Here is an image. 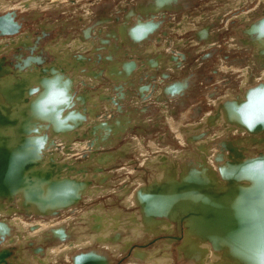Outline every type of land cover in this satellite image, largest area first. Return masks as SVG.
<instances>
[{"label": "water", "instance_id": "water-1", "mask_svg": "<svg viewBox=\"0 0 264 264\" xmlns=\"http://www.w3.org/2000/svg\"><path fill=\"white\" fill-rule=\"evenodd\" d=\"M168 1L151 0V3L157 11L163 9L162 6ZM16 16L14 11L0 14V38L21 34V25L16 21ZM145 25L143 23L134 29L136 41L147 42L146 36L154 28L156 30L160 23ZM257 32L264 35V25H260ZM25 33H28L27 43L0 46V246L12 232L7 216L18 215L29 220L46 221L69 215L87 195L92 194L93 180L97 181L98 174L104 168L114 167L113 164L106 166L115 158L113 153L107 152L96 160L99 166L93 171L98 174L89 175L88 162L79 164L80 168L77 169L74 160L67 161L62 157L73 153V143L87 142L97 152L100 147L113 146L126 131V127L118 122L114 126L109 125L107 111L100 114V106L90 97L91 93L82 95L77 92L78 79L74 77V69L67 70L73 73L69 77L66 74L68 65L46 64L45 57L52 54L51 43L43 46L42 40L45 38L33 32V41L32 33ZM80 60H76L77 63L83 62L81 57ZM122 66L123 73L119 70L121 64L113 62L106 74L125 77L129 84L131 81L128 78L135 63ZM53 72L64 77L75 99L74 110L64 117L62 130L34 119L31 98L27 96L31 85L38 84ZM161 77L168 78L167 75ZM149 80V84L140 87L139 96L143 99V90L154 91L157 87L154 76H150ZM3 81L5 84L9 81L6 84L8 87H2ZM184 82H173L163 91L181 102L180 98L184 96L182 91L187 87ZM106 99L101 97L102 101ZM86 101H89L90 107H85ZM224 113L235 128L264 139V125H258L254 131L249 130L252 125L264 120V84L259 83L244 96L240 104L226 109ZM240 119L247 122L249 127L239 123ZM30 134L36 138H31ZM59 142L63 145L62 154L55 150L59 148ZM217 148L219 151L212 159L216 164L215 172L200 164L203 170H209L211 177H201L202 172L197 170L182 172L179 178L172 173V179L154 187L156 196L142 193V188H139L135 192L134 203L140 207L145 225L153 220V224H181L180 237L174 240L180 241L177 251L185 259L190 260L197 255L200 261H196V264H203L206 260L211 264H257L264 261V147L256 154L235 151L228 155H224L227 150L224 145ZM89 157L92 158V153ZM201 158L204 160L205 155ZM187 198L197 202L184 203ZM7 203L15 206L8 214L5 211ZM29 229L34 230L35 227L30 226ZM152 233L154 238L167 234L162 231ZM50 236L62 241L66 238L60 228H52ZM7 241L14 242L13 238ZM165 241L170 244L173 240ZM35 252H39V248ZM15 253L17 251L11 248L0 247V264H20ZM72 261L74 264H100L99 257L93 253L74 256ZM102 264L106 262L102 261Z\"/></svg>", "mask_w": 264, "mask_h": 264}, {"label": "rangeland", "instance_id": "rangeland-1", "mask_svg": "<svg viewBox=\"0 0 264 264\" xmlns=\"http://www.w3.org/2000/svg\"><path fill=\"white\" fill-rule=\"evenodd\" d=\"M7 1L11 3L13 8L3 7V9H0V14H6L12 11L16 13L17 16L15 17V19L21 25V34L15 37H25V39L19 40V42L24 44L27 43L28 33H25L26 31L32 33V40L34 41L35 33L39 34L38 36H40V32H42L44 29L53 27L50 34L51 38H42L43 46L47 43H52L56 46V48H53L54 45L51 46L53 48V50L51 49L52 54L48 57H45L47 58V61L44 59L45 62H47L46 64H55L60 65L61 67H65L66 65H68V69H66V74L69 77L73 73L72 71L67 72V70L74 69L76 71H79L77 73L73 70L74 77L78 79V86L76 87V89H78L77 92H80L82 95L91 93L90 97L97 101L100 106V114L103 115L107 111L106 113L108 114L106 116V120L108 121L109 125L114 126L116 122H118L124 127H126V131L122 133L123 139L121 138V140L117 141L113 146L109 145L107 148L100 147V150L94 152L93 149L88 146L87 142L78 143V145L75 142L73 143V145L75 144V147L73 148V153L71 155H62L64 160H69L72 162L74 160L77 169L80 168L79 164H82L83 162H88L87 170L89 171L90 176L92 173L98 174L95 173L93 169L99 166V164L96 163V160L99 157L106 154L107 152L113 153V155H115V158L113 157L109 164L106 165L109 166L113 164L114 167L112 169H109V167L104 168V170L98 174L96 178L97 181L93 180L91 188L92 194L86 197L84 203L79 205V209L76 208L74 210L75 212L73 211V213L65 215L64 218L61 217L62 219L53 218L45 221L35 218L29 220L22 217L25 223L29 225L33 223L32 226L34 227V224L38 221L47 222L55 220V223L59 224L61 222L63 223L64 221H66L62 225L52 227L62 229L64 234L67 235L65 240L62 241L59 239L55 240L54 238H51L50 230L52 228H49L44 234V239H42L40 242L37 238H31L29 242H24V245H21L20 243L15 244V242H13L14 244L7 243V245H2L0 247L11 248L13 251L16 250L17 253L15 255L17 256V260L20 262V264H29L30 260L31 262L33 260L34 264H45L42 262V260L49 254L52 258H54V260H49L50 262H47V264H73L72 258L74 256L86 255L90 253H93L94 256L99 257L98 262L100 264H102V261L106 262V264H127L133 261V256L130 253V255L128 254L126 256L124 253H126L127 250L123 251V249L126 246L125 242L129 238H131L132 240H135L131 243L134 249H140L142 253L144 252L151 255L157 253V250H160L161 255L169 254L172 256L173 259L174 257H176V254L172 251L174 249V244H171V246H169L168 251L166 247H163L164 244H167V242L165 241V239L167 240L168 238L167 235V237L162 236V238L160 239V237H147L145 233L141 232L142 236L144 235L143 237L145 238L142 237L134 239L132 234H129L127 232V229L124 230L125 232L121 231V233L120 230L116 233H112L111 230H109L106 233H111L113 239L114 237H118V240L113 244V241L106 239L104 231L103 233H100L94 230V226L98 223L96 217L102 216L103 218L108 217L110 219L109 213H113L114 210H124L123 212H125L127 209H129L125 206L127 198H119V195H124L127 197L130 195L132 198L130 196L129 197L133 200V194L136 191L138 192L139 188H142V186L144 185L147 186V183L152 181L150 179L153 176L157 175V170L152 173L150 171L151 175L148 173L147 177L143 181L140 180L137 174L135 173L138 172L139 176L143 178L148 172L143 169L144 164L148 160L157 157V155H166L167 157H169L170 161L173 164L174 170H176V172L178 173V176L182 172H187L188 170H197L202 172V174L200 173L201 177H211L209 170H203L204 167H200V164H205L209 169H213L216 171V164L213 162L212 159L215 152L219 151V148H217L218 146H216L217 142L222 141L220 145L229 142L235 145L238 151L242 148L245 152L252 154H256L258 151H260L258 146L251 144L252 139L260 140L262 142V146L264 147V139L258 138L257 136L251 137V135L248 134L249 137H251V139H248V136L242 135L240 131L237 132V135H232L231 133H226V135L219 128H215L213 129V131H210L208 133H206V131L203 129L202 132H200V135L202 136L206 133L204 138L212 140L210 141L213 142L210 149L215 150L212 151L210 155L209 153L206 154L205 159L203 160L201 158L203 155H200L198 150L200 147H198L197 143H202V140L207 143V139L204 140L200 138V140L195 142L196 144L194 143L195 145L190 144V147L184 141V132H186V136H194L199 133L197 123H193V119H196V108L199 107L203 110L202 115H205L208 112H212L208 114V117H219L218 110L222 105L216 107V104H219L220 100L222 99L216 100L211 108L208 106V101H211L212 99V97H210V94H212L214 90H219V83H221V81L223 80L215 78L216 73H226L221 71L220 65V62L226 59L223 60L221 58L222 56H227L226 54L230 51V48L232 47L230 46L232 40H244L241 37V31L244 29L242 22L244 20H256L260 15H262V12H264L262 11L264 10V0H259L260 2L258 0H251L252 2L248 5V10H246V12L239 9L236 13L233 14L231 12L238 9V7L243 5L245 1L243 2L238 0H193L191 4L194 5L190 6L187 10H184L188 12L187 14H185L184 12V14L180 13L182 14V16L176 14L178 17V21H174L175 26H169L167 20L165 19L162 24L160 23L161 25L157 30V34L155 36L153 35L154 38L149 39L147 42H145V40L141 42L133 41L128 37L121 39L124 44H122L123 48L120 50V52L119 50H112V47L118 46V42L104 43L99 40H82L83 42H78V35H80V29L84 26H87L93 20V15H95L96 13L104 11L106 12V8H108L107 12H113L125 6L129 7L130 5H132V7H136V5H140V3L144 4L147 0H73L70 2L61 3L59 5L61 8L58 9L57 7H53V5L55 4H52L50 2L51 0H47L45 2L47 3L46 8L45 6L43 7L39 5L40 0H35L34 2H36V7H31V9H25L24 7L21 8V6H19L23 0ZM49 3L52 5H50ZM48 4L51 8L48 6ZM229 5L232 6V8H224ZM39 6L42 8H40ZM38 9L41 17L35 20L34 17L29 15L32 10H35L34 12H38ZM52 9L56 12H60L61 9L67 11H63L61 14H56ZM69 10L71 12H69ZM162 10L163 9H159L158 12H161ZM248 12H250L248 15L244 14ZM223 14H226L225 18L222 16ZM157 15L159 17V14ZM243 15H245L244 18H242ZM246 16H248V19ZM234 20L240 21L233 22ZM207 22L208 25H210L207 28H209L212 33V35L210 33V36L214 40L215 38L219 40L205 44V41L203 42L204 38H194L192 34L193 32H195V35L197 36L198 33L202 31L201 29H206L205 24ZM236 26L240 27V30H236ZM60 28L65 31V33L61 36L57 35V31H60ZM162 31H165L167 35L163 36L164 34ZM68 35L71 36V40L64 39ZM156 37H160L161 39L157 41ZM62 39H64L63 43ZM53 53L55 56L53 55ZM78 55L82 56L83 58V62L81 64L77 63L76 61ZM258 61L257 63L254 62L252 67L254 69L256 65L257 73L259 74V76H256V78H260V75L264 72V69L261 67V65L259 66ZM113 62H118L119 64H121V67H119L121 73H123L122 64L135 63V66L132 69V73L128 78L131 81L129 84H127V81H125V77L108 76L106 74L108 68ZM177 64L178 67H175L177 66ZM262 66L264 67V65ZM35 68L38 67L35 66ZM164 75H167L168 78L165 79L161 77ZM150 76H154L156 78L155 85L157 87L154 89V91L143 90V97L145 96L143 99L141 96H139L141 94L140 87H143L147 85V83H150ZM184 81L187 83V87L184 88L182 92L187 91L189 93L188 96L191 95L189 97V99L191 100L189 102L188 107L181 112V115L184 113L181 118L185 120L177 119V122L180 124L177 126L176 124H174V126L173 124H171V127L169 125L165 126L164 124L167 120L166 117L162 118V120L159 121L160 116H164L162 111H165L170 105L179 104V100H176L177 98L172 99L171 97H169V95L164 93L163 89L164 87L169 84H172L173 82L182 83ZM256 81H252V84H255ZM240 82H242L243 84L245 81H243L242 79L240 80ZM260 82H264V80ZM244 85L245 84L241 85V87ZM202 91L205 93V95H207V98L204 94H200ZM220 92L223 93L224 91ZM101 97L107 99L102 101ZM110 99L116 101V103H112ZM205 102H207V105H205ZM90 106L91 104L89 103V101H86L85 107L87 108ZM128 113H130L131 116H127ZM98 118L100 121H104L101 117ZM150 119H154L155 122L160 123L159 127L157 128V130L159 129L157 132L161 134V137H155L156 139L148 137L147 139H145V141H141L137 138H134L135 134H133V132H135L138 128L143 127L145 121H150ZM222 120L224 121L223 118ZM224 125L225 123L222 124V128L225 130ZM163 129L165 131H162ZM187 131H189L188 134ZM218 131L221 133H219ZM215 134L220 137V140L215 139L217 142L213 141L212 139ZM164 140H166V143H163ZM57 144L59 145V148L55 150L59 151V153L62 154L63 145L60 142ZM207 149L208 146L206 150ZM123 151L126 153H123ZM201 151L204 152V150ZM91 153L92 158L89 157ZM228 154L229 152L225 150L224 155ZM67 156L70 157L68 158ZM208 159L210 160V162L208 161ZM116 160L120 162V166H116ZM127 161L131 163L125 164V162ZM113 169L115 171H113ZM182 169L184 170L182 171ZM141 170L143 171L140 172ZM189 175L192 176L193 173H189ZM157 177H159V175H157ZM158 186L159 184L156 183L153 184V187L149 189V191H146V189L144 188H142L141 191L142 193L147 192V195L152 194L156 196L157 194L153 191H155L154 187ZM124 187H127L128 190H124ZM130 202L131 201H128L127 204H129ZM8 205L13 209L15 208L12 203H9ZM133 208L134 210H141L138 206H134ZM130 210L131 211H127L129 213L134 212V210ZM16 216L20 217L18 215H14L12 216V218H10L11 216H7V219H13ZM81 217L85 219L83 220V218ZM140 218H142V213ZM69 219L73 221H70ZM102 222V227L100 226V224L97 227H101V229H103L105 224L104 221ZM11 230L12 232L10 235L13 236L14 240H17V235L19 234L17 228L11 227ZM22 230H24L25 232L26 230L28 232H33L34 230H36V227L34 230H30L29 227H26V229L22 227ZM21 234H24V232H22ZM93 234H97L95 235L96 240H93L95 242L94 245H90L89 242L88 245L90 246L84 248L80 247V249L73 251L70 254L66 253V257L64 256L65 258L62 257V255H60V257L57 256L59 252L56 253L55 246H61L63 244H66L70 241H73L77 237L88 238ZM174 235H176L175 229L172 237ZM99 238L101 240H99ZM146 238L148 240H146ZM175 241L176 240H174V242ZM101 243L103 244L101 245ZM107 243L112 246L115 245L119 247L118 250L113 249L114 246L113 248L109 245L107 246ZM9 244L12 245L10 246ZM147 244L150 245L146 247ZM38 248L39 252H35V250ZM49 248H51V252L48 253L47 250ZM53 248L55 252L52 250ZM26 254L28 255V258L26 257ZM161 255L157 256V258L164 257ZM21 256L25 257L24 259H26L25 261L27 262H25L24 259H21ZM134 259L135 262L144 261L137 258ZM190 260L191 261L188 262L181 258L179 260H175L174 264H196L197 260L195 259V257L190 258Z\"/></svg>", "mask_w": 264, "mask_h": 264}, {"label": "crops", "instance_id": "crops-1", "mask_svg": "<svg viewBox=\"0 0 264 264\" xmlns=\"http://www.w3.org/2000/svg\"><path fill=\"white\" fill-rule=\"evenodd\" d=\"M4 1L7 2V0H4ZM3 5L5 6L4 3H3ZM224 8H232V6L229 5V6L224 7ZM34 11L35 10H32L30 12L29 16L34 17V19L36 20L37 18H40L41 15H40V12H34ZM53 11L56 14H61L63 11H67V10H61L60 12H56L55 10H53ZM262 11H264V10H262ZM69 12H71V11L69 10ZM262 14H264V12H262ZM253 17H255V16H253ZM254 21H255V19H253V22ZM209 26L210 25H208V22H207L205 24V27H206V29L208 31L207 32L208 34L203 40V42L205 41L204 42L205 44L219 40L217 38H215V40L212 39V37L210 36L211 30L209 28H207ZM235 28H236V30H240V27H238V26H236ZM211 35H212V33H211ZM62 43H63V41H62ZM230 46H232V47L230 48V51L226 54L227 56H222V58H221L223 60L224 59H226V60L220 62L221 71L226 72V73H224V74L216 73L215 78L220 79V80L223 79V80L221 81V83H219L220 84L219 90H214L213 93L210 94V97H212V99L210 98L211 101H208V106L211 108L212 105H214V102L216 100L222 99V100H220L219 104L218 103L216 104V107L222 105L221 107H224V109H222V110L220 109L221 111H220L219 117H216L217 118L216 119V118H214V116L213 117H211V116L208 117V114L212 113V112H208L207 114L202 115L203 110L200 109L199 107L196 108V111H195L196 119H193L194 120L193 123H197L198 129H199L198 130L199 133L194 135V136H186V132H184V135H185V140L184 141H185V143H187L189 145V147H190V144L195 145L196 144L195 142L200 140V138L206 140L207 138H204L206 133H208L210 131H213V129H215V128H219L222 132H224V134H226L227 133L226 129L224 130L222 128V124H223L222 118L225 116V113L223 111H225L226 109L232 108V106H234V105L240 104L243 101L244 96L247 93H249L250 91H252L253 89H255L258 86L259 83H263L264 84V82H260V81L264 80V78L262 76H260V78H256V76H259V74L257 73L256 65H255L254 69L252 68L254 62L257 63V61L259 60L258 61L259 66L261 65V67L264 69V67L262 66V65H264V39H260L259 40V39H256L255 36H253L250 39H246V40L245 39L244 40H240V39L239 40H237V39L235 40L234 39V40L231 41ZM54 47L56 48V46H54ZM261 59H262V61H261ZM258 71H259V69H258ZM262 74H264V72ZM242 79H243V81H245L243 83L245 85L241 87V85H243V84H242V82H240V80H242ZM252 81H256V83L252 84L253 83ZM220 91H224V92L221 93ZM202 92L200 94H204L205 95V93L204 92L202 93ZM188 95H189V93L187 91H184V96L180 98L181 102H179V104H176V105H170V106L167 107V109L165 111H162L164 116H160L159 121H161L162 118L166 117L167 120H166V123L164 124L165 126L166 125L170 126L171 124H173V126H174V124H176V126L180 125L177 122V119L185 120V119L181 118V116L184 114L183 113L181 115V112L184 109H186L188 107V105H189V102L191 100V99H189V97L191 95L190 96H188ZM205 96L207 98V95H205ZM205 103H206L205 105H207V102H205ZM225 107H227V108H225ZM149 123H151V124H149ZM230 124H231V120H230ZM159 125H160V123L159 122H155L154 119H152V120L150 119V121H147V122L145 121L144 126L141 127V128H138L136 130L138 132H136V131L133 132V134H135L134 138H137L138 140H141V141H145V139H147L148 137L149 138H155V137L160 138L161 134L159 132H157L159 130V129L157 130ZM188 127H189V125H188ZM230 127L234 128V129H237L234 126H230ZM203 129L206 131V133H205V135L201 136L200 132H202ZM162 131H165V130L163 129ZM188 133H189V131H187V134ZM231 134L234 135L233 132H231ZM225 139H228V138H225ZM218 140H220V137H218ZM164 142L166 143V140H164L163 143ZM221 142H217L216 146H219ZM202 143L204 144V146L205 145H206V147L208 146L207 153H209V155L212 153V151H215L214 149L213 150L210 149V147H211L213 142H209V144H207V143H205L202 140ZM204 146H202V147H204ZM198 150H199L200 155H205L206 154V153L202 152L200 149H198ZM123 153H126V152L123 151ZM128 163H131V162H129V161L125 162V164H128ZM115 164H116V166H120V162H118V161ZM143 169L146 172L148 171L143 178H141L139 176L138 172L135 173V174H137L138 178L140 180H142V181L147 177L148 173L151 175V173L155 172L156 170H157L156 171L157 175H159V177H158L159 180L158 181H161L160 183H162V184L166 183L170 179H172L168 175L169 173H173V174H175L174 176L176 178H179V176L177 175L178 173L176 172V170H174L172 162L170 161L169 157H167L166 155H161V156L157 155V157L148 160L144 164V168ZM210 170L215 172V170H213V169H210ZM113 171H115V170L113 169ZM142 171L143 170H141L140 172H142ZM150 171H151V173H150ZM157 175L153 176L150 180H154L157 177ZM152 183L148 182L147 186L151 185ZM144 186L146 187V185H144ZM144 186H142V187H144ZM124 190H128L127 187H124ZM134 195H135V193L133 194V200H134V197H135ZM88 196H90V194L87 195L86 197H88ZM86 197L83 199V203L85 202ZM122 197L127 198L126 202L132 200V199L130 200L129 196L127 197V196H124V195H119V198H122ZM130 209L131 208H129L127 210L131 211ZM127 210L125 212H123L124 210H122V211L114 210L113 213L119 215V218H117V220H118L119 224H121V223L123 224L117 231L120 230V233H121V231L125 232L124 230L127 229V232L129 234L130 233L132 234L131 229L129 228V225L133 226L136 229L138 228V226H136L135 224H130L131 223L130 219H131V217H134V216L129 214V212ZM131 213H133V212H131ZM64 214H66V213H64ZM96 220H97V218H96ZM110 220H114V219L112 217H110ZM140 225H141V227H143L142 223ZM171 230H172V232H174V226L171 227ZM86 239H88V238L77 237L73 241L76 240V241L81 242L82 240H84L83 242H86ZM106 239L107 240L112 239V234L106 235ZM117 240L118 239L116 238L114 240V242H116ZM73 241H71V242H73ZM83 242H81V243H83ZM107 244H109V243H107ZM149 245L150 244H147L146 247H148ZM78 249H80V247ZM78 249H75V251L78 250ZM47 252L49 253L50 249H48ZM29 264H32V262L30 261Z\"/></svg>", "mask_w": 264, "mask_h": 264}, {"label": "flooded vegetation", "instance_id": "flooded-vegetation-1", "mask_svg": "<svg viewBox=\"0 0 264 264\" xmlns=\"http://www.w3.org/2000/svg\"><path fill=\"white\" fill-rule=\"evenodd\" d=\"M192 1L193 0H169L168 1L169 3L167 2V4L162 6L163 10L161 12H158V10L156 11L155 5H153L151 3V0H147L144 4L140 3V5H136V7H132V5H130L129 7L125 6L121 9L119 8L113 12H107L108 8H106V12L104 11V12L96 13L95 15H93V20L87 26H84L83 28L80 29V35H78V38H79L78 42H83L82 40H85V41H89V40L98 41L99 40V41L104 42V43H111V42L117 43L118 42V46L112 47V50H114V51L119 50V52H120V50L123 48L122 44H124L121 41V39L128 37V38L132 39L133 41H136V38L133 34L134 29L138 28L143 23L146 24L145 26L150 25V24H154V23H156V24L161 23L162 24V22L165 19L167 20L169 26H171V27L175 26L174 21H178L177 20L178 17L176 14H179V16H182V14H184V13L187 14L188 12L184 11V10H187L190 6L194 5V4H191ZM251 2H252L251 0L245 1V3L243 5H241L240 7H238V9L232 11L231 13L232 14L236 13L239 9L246 12V10H248L247 7L249 4H251ZM148 3H150V4H148ZM155 11H156V14H155ZM180 13H182V14H180ZM249 13L250 12L244 13V14L248 15ZM157 14H159V17ZM245 15H243L242 18H244ZM222 16L225 18L226 14H223ZM219 18H220V15H219ZM221 21H223V20H221ZM238 21H240V20H234L233 22H238ZM249 21H251V22H249ZM252 21L253 20H244L242 22L244 29L241 31V37L243 39H250L254 36L253 31H252L254 26L264 25V23H261L262 21H264V14L260 15L254 22H252ZM160 25H159V27H160ZM158 28L156 30L154 28V30L149 32V34L146 36L147 40L154 38V36L157 34ZM52 29H53V27H50L48 29H44L42 32H40V34H41L40 36L50 39L51 38L50 34H51ZM59 30L60 31H57V35L61 36L65 33V31H63L61 28ZM201 30L202 31H200L197 36L195 35V32H193L192 35L194 36V38H205L207 36V34H208L207 29H201ZM162 32L164 34L163 36L167 35V33L165 31H162ZM260 36L264 37V35H260ZM59 38H61V37H59ZM0 39L2 40V38H0ZM10 39L11 38H6L4 40V41H7V44H8L7 46H9V47L12 46ZM21 39H25V37L23 38L21 36V38L19 40H21ZM64 39L71 40V36L68 35ZM64 39H62L63 42H64ZM160 39H161L160 37H156L157 41ZM19 40H18V42H19ZM52 45H54V44H52ZM51 46H50V49L53 50V48H55L54 47L55 45L53 46V48ZM53 55H54V53H53ZM80 57L82 58V56H80V55L77 56V58H76L77 61L78 60L81 61ZM175 58H178V57H175ZM110 66H112V63ZM251 142H252L251 144L258 146L260 151L263 150V146L261 144L262 142L260 140H256V139L253 140L252 139ZM222 145H224L226 147L227 151L230 153L238 151V150H236L237 147L235 145L229 143V142L223 143ZM239 152L247 153L242 148L239 150ZM175 234L177 235L176 231H175ZM19 236L20 235L18 234L17 237H19ZM178 237H180V235L176 236L175 239L176 238L178 239ZM9 238H13V236H11V235L7 236L6 240H8ZM14 241H16V239ZM24 242H22L20 244L23 245ZM171 244H174V249L172 251L176 254V257H174L175 260H179L182 258L185 261H188V262L191 261V260L185 259V257H183V255H181V253H179L177 251V247L180 244L179 240H176L175 242H173ZM171 244H170V246H171ZM128 245H129V243H127V247H129V248L126 249L127 252L124 253L126 256L130 253L134 258L141 259L142 261L145 259L144 257H142V256H144L143 255L144 253L136 251V249H134L131 244L129 246ZM14 251H16V250H14ZM182 254H184V253L182 252ZM159 255H161V253H155L152 256L157 258V256H159ZM179 255H181V256H179ZM161 256H163V255H161ZM174 259H173V261H174Z\"/></svg>", "mask_w": 264, "mask_h": 264}, {"label": "bare ground", "instance_id": "bare-ground-1", "mask_svg": "<svg viewBox=\"0 0 264 264\" xmlns=\"http://www.w3.org/2000/svg\"><path fill=\"white\" fill-rule=\"evenodd\" d=\"M35 0H23L22 2H21V4L19 5V6H21V8L22 7H24L25 9H28V8H30L31 9V7L33 8L36 4V2H34ZM39 1V0H38ZM47 0H40V2H39V5H41V6H45V8L47 7L46 5H47V3H45ZM70 1H73V0H51L50 2L52 3V4H55V5H53V7H57V9L58 8H61L59 5L61 4V3H63V2H70ZM75 1V0H74ZM78 1H80V0H78ZM77 1V2H78ZM93 1V0H92ZM98 1V0H97ZM235 1V0H234ZM238 1H246V0H238ZM262 1V0H261ZM232 2V1H231ZM260 2V1H259ZM264 2V1H263ZM0 9H3V7L4 8H13V6L11 5V3L10 2H5L4 0H0ZM3 3L5 4V6L3 5ZM75 3V2H74ZM95 3V2H94ZM97 3V2H96ZM123 3V2H122ZM229 3V2H228ZM50 4V3H49ZM49 4H48V6H49ZM52 4H50V5H52ZM236 4H237V2H236ZM235 4V5H236ZM74 5V4H73ZM16 6H18V5H16ZM237 6V5H236ZM36 7V6H35ZM40 7V6H39ZM50 7V6H49ZM23 8V9H24ZM40 8H42V7H40ZM51 8V7H50ZM88 8H89V6H88ZM29 9V10H30ZM56 9V10H57ZM64 9V8H63ZM80 9V8H79ZM6 10V9H5ZM62 10V9H61ZM38 12H39V9H38ZM84 13V12H83ZM89 13V12H88ZM256 14V13H255ZM83 15V14H82ZM85 15V14H84ZM86 15H88V14H86ZM250 15H252V14H250ZM247 17V19H248V16H246ZM87 19V18H86ZM171 28V27H170ZM13 38V37H12ZM10 39V41H11V43H12V46H14V44H17L18 43V40L21 38V37H14L13 39ZM6 38H2V40L0 39V46L1 47H4V45L6 46V47H9V46H7L8 44H7V41H4ZM75 50V49H74ZM260 76H262L263 78H264V74H261ZM159 81V80H158ZM1 83V82H0ZM9 83V81H6V84H8ZM5 84V82L3 81V85H2V87H8V85H6ZM78 90V89H77ZM225 108H227V107H225ZM221 110L222 109H224V107H221L220 108ZM219 109V111H218V114H220L219 112L221 111ZM224 112V111H223ZM172 114V113H171ZM219 116V115H218ZM223 119H224V121H223V124L225 123V129H226V131H228L227 133H231V132H233L234 133V135H237L238 133L237 132H239L240 131V133L242 134V135H247L248 136V139H251V137H255V135H251V137H249V135L247 134V133H245L244 131H242V130H240V129H234V128H231L230 126H232L231 124L233 123L232 121H231V124H230V120L229 119H227V117H226V115L223 117ZM234 124V123H233ZM219 133H221V132H219ZM239 133V134H240ZM223 134V133H222ZM216 136H218V135H214V137L212 138L213 139V141H216L215 139H218V137H216ZM240 136V135H239ZM180 138V137H179ZM241 138H243V137H241ZM181 140V139H180ZM210 141H212V140H209V139H207V143H209ZM227 142V141H226ZM197 145H198V147H200L199 149L200 150H204V153L206 152L207 153V150H206V145L204 146V144L203 143H197ZM202 146H204V147H202ZM202 147V148H201ZM84 148V147H83ZM82 149V148H81ZM139 149V148H138ZM88 151V150H87ZM75 153V152H74ZM82 153V152H81ZM81 153H80V155H81ZM86 154V153H85ZM208 154V153H207ZM65 155V154H64ZM206 155V154H205ZM212 156V155H211ZM65 157V156H64ZM68 157V156H67ZM70 157V156H69ZM68 157V158H69ZM72 157V156H71ZM74 158V157H73ZM212 158V157H211ZM208 161L210 162V160L208 159ZM205 165V164H204ZM211 165V164H210ZM207 166V165H206ZM184 169H182V171H183ZM180 174V173H179ZM171 178H172V173H169L168 174ZM174 175V174H173ZM159 179H158V177L157 178H155L154 180H152L150 183H152L151 185H149V186H144V187H142V188H144V189H146V191H149V189H151L152 187H153V184H159V186L160 185H162V183H160L161 181H158ZM161 180V179H160ZM95 191V190H94ZM134 192V191H133ZM142 192V191H141ZM146 193V192H145ZM130 196V195H129ZM200 196V195H199ZM131 197V196H130ZM132 198V197H131ZM130 198V199H131ZM184 203H187V204H193V202H197L195 199H190V198H187V200H184L183 201ZM128 202H126L125 204V206H126V208H131L132 210H134V206H137L136 204H134L133 203V200H131V202L129 203V204H131V205H129V204H127ZM133 203V204H132ZM180 203V202H179ZM179 203H177V204H179ZM182 204V203H181ZM11 209H13L12 207H10L9 205H8V203L5 205V211L7 212V213H9L10 211H11ZM78 209H79V207H78ZM81 210V209H80ZM79 210V211H80ZM75 212V211H74ZM141 210H134V212L133 213H129V214H131V215H133L134 217H131V219H130V221H131V223L130 224H135L136 226H138V228L136 229V228H134L133 226H130L129 225V228L131 229V232H132V236L134 237V239H137V238H142L143 236H142V234H141V232H143V233H145L146 234V236L148 237H153L154 235H153V233L152 232H154L155 234H157V233H160V231H162V232H167V234H164L163 233V235H160V236H158V237H161V236H164V237H167L168 236V238H167V240H170V241H172L171 243H173L174 242V239H175V237L176 236H178V235H180V232H181V230H182V226H181V224L180 223H177L176 225L175 224H172V223H170V222H168V224H153V223H155V221L153 220V222L152 223H150V224H144V218H143V214H142V218H140L141 217ZM77 215V214H76ZM86 215H87V213H86ZM97 216V215H96ZM101 216V215H100ZM109 216L110 217H112L114 220H110L108 217H106V218H103L102 216L101 217H96L97 218V221H98V223L94 226V230H96V232H100V233H103V231H104V235L106 236V235H109V234H111V233H106V232H108L109 230H111V232L112 233H116L117 232V230L123 225L122 223L121 224H119V222H118V220H117V218H119V215H117V214H115V213H109ZM74 217V216H73ZM10 218H12V217H10ZM64 218V217H63ZM81 218H83V217H81ZM62 219V218H61ZM83 219H85V218H83ZM70 221H73V220H71V219H69ZM68 220V221H69ZM10 223H11V227H13V228H17V230H18V233H19V235H20V238L18 237V239L16 240V241H14L15 242V244L16 243H22V242H29V240L31 239V238H37L38 240H39V242L42 240V239H44V234H45V232L49 229V228H52V227H57L58 225H62L64 222H66V221H64L63 223L61 222L60 224L59 223H55L56 221L55 220H53V221H47V222H45V221H38V222H36L34 225H35V227H36V230H34L33 232H28L27 230H26V232L24 231V230H22V227H24L25 229H26V227H29L30 228V226H32V224L31 225H29V224H27V223H25L24 221H23V219H22V217H15V218H13V219H10V220H8ZM68 221H67V223H68ZM69 221V222H70ZM102 221H104V227H103V229H101V224H103V222ZM157 221V220H156ZM142 223V226L144 227H141V224ZM66 224V223H65ZM100 224V226L101 227H97L98 225ZM15 226H17V227H15ZM172 226H174V229H175V231L177 232V235H174L173 237H172V235H173V232H172V230H171V227ZM149 230H151V233L149 232ZM22 232H24V234H21ZM17 234V233H16ZM88 234V233H87ZM95 235H97V234H93V235H91L90 237H88V239H86V242H83L84 240H82V242L83 243H80L79 241H73V242H68V243H66V244H63V245H61V246H55V251H56V253H58V257H60V255H62V257H64L65 255H66V253L68 254H70V253H72L73 251H75V249H78L79 247H81V248H84V247H88V246H90V245H94L95 244V242L93 241V240H96V236ZM117 235H119V234H117ZM153 235V236H152ZM167 235V236H166ZM67 236V235H66ZM170 237L172 238V240L170 239ZM98 238V237H97ZM118 238V237H117ZM143 238H145V237H143ZM101 239H102V237H101ZM100 238H99V240H101ZM116 239V237H114V239H113V237H112V239H110L111 241H113V244H114V240ZM126 239V238H125ZM177 239V238H176ZM146 240H148L147 238H146ZM135 240H132L131 238H129L125 243H126V246H125V251H126V249L128 248L127 247V242L129 243V245L132 243V242H134ZM90 242V243H89ZM7 243H8V241L7 240H5L4 242H3V245H7ZM62 243V242H61ZM88 243L90 244V245H88ZM170 243V244H171ZM14 244V243H13ZM103 243H101V245H102ZM112 244V243H111ZM170 244H164L163 245V247H166V248H169V246H170ZM10 246L12 245V244H9ZM8 245V246H9ZM24 245V244H23ZM111 246L112 248H113V246L114 247H116V248H113V249H115V250H118V248L119 247H117V246H115V245H110V244H107V246ZM128 245V246H129ZM14 246V245H13ZM104 246V245H103ZM111 247H109V248H111ZM31 248V247H30ZM61 248V249H60ZM178 248V247H177ZM49 249H51V248H49ZM22 250V249H21ZM53 251H54V248L52 249ZM123 250V251H124ZM54 251V252H55ZM136 251H139V252H142L140 249H136ZM157 251H159V250H157ZM27 252V251H26ZM51 252V251H50ZM115 252V251H114ZM75 253V252H74ZM144 253V252H143ZM168 253V252H167ZM29 254V253H28ZM25 255V254H24ZM23 255V256H24ZM31 255V254H30ZM144 256H142V257H144L145 259H144V261L143 262H139V261H136L135 262V259H134V257H133V261L132 262H129V263H127V264H174V262H175V260L173 261V259H172V256L171 255H169V254H166L165 255V258L164 257H161V258H155V257H153L151 254H148V253H144L143 254ZM157 255V254H156ZM23 256H21V259H24L25 257H23ZM28 255L26 254V257H27ZM68 256V255H67ZM70 256V255H69ZM115 256V255H114ZM117 256V255H116ZM66 257V256H65ZM64 257V258H65ZM73 257V256H72ZM195 257V259L199 262L200 260H199V256H197V255H195L194 256ZM28 258V257H27ZM139 258V257H138ZM193 258V257H192ZM54 258H52L51 257V255L49 254L47 257H45L43 260H42V262L43 263H45V264H47V262H50L51 260H53ZM26 259H24V261H25ZM50 260V261H49ZM171 260H172V263H171ZM191 260H193V259H191ZM31 261V260H30ZM35 261V260H34ZM205 261V260H204ZM207 261L208 260H206L205 262H202L203 264H211V263H207ZM25 262H27V261H25ZM59 263V262H58ZM32 264H34L33 263V260H32ZM74 264V263H73ZM184 264V263H183Z\"/></svg>", "mask_w": 264, "mask_h": 264}, {"label": "clouds", "instance_id": "clouds-1", "mask_svg": "<svg viewBox=\"0 0 264 264\" xmlns=\"http://www.w3.org/2000/svg\"><path fill=\"white\" fill-rule=\"evenodd\" d=\"M261 23H264V21ZM258 27L259 25L253 27V34L257 39H264L257 32ZM27 96L31 98V114L33 118L49 124L58 130H62L64 117L74 110L75 99L72 96L70 86L64 77L56 72L51 73L38 84L31 85L27 91ZM69 105L72 107H69ZM238 122L245 127H249L248 123L243 119H240ZM258 125H264V120L252 125L249 130L254 131ZM30 137L36 138L35 136H31V134ZM257 264H264V261H259Z\"/></svg>", "mask_w": 264, "mask_h": 264}]
</instances>
